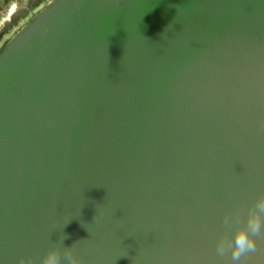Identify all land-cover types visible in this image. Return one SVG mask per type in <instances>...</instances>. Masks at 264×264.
Listing matches in <instances>:
<instances>
[{"label": "water", "instance_id": "water-1", "mask_svg": "<svg viewBox=\"0 0 264 264\" xmlns=\"http://www.w3.org/2000/svg\"><path fill=\"white\" fill-rule=\"evenodd\" d=\"M261 196L264 0H52L0 51V264H264Z\"/></svg>", "mask_w": 264, "mask_h": 264}, {"label": "clouds", "instance_id": "clouds-1", "mask_svg": "<svg viewBox=\"0 0 264 264\" xmlns=\"http://www.w3.org/2000/svg\"><path fill=\"white\" fill-rule=\"evenodd\" d=\"M264 214V196H261L255 202V209L252 210L247 218V229H238L230 242L231 257L233 261H239L242 256L249 252H255L257 245L254 236L261 234V215ZM216 250L219 255L225 252V242L220 240L216 244ZM69 264H78L77 258L71 254L67 257ZM60 256L55 250L48 251L42 258L41 264H59ZM19 264H25L23 257L20 258Z\"/></svg>", "mask_w": 264, "mask_h": 264}, {"label": "rangeland", "instance_id": "rangeland-1", "mask_svg": "<svg viewBox=\"0 0 264 264\" xmlns=\"http://www.w3.org/2000/svg\"><path fill=\"white\" fill-rule=\"evenodd\" d=\"M31 1V0H30ZM52 0H32L21 4L15 11L13 20L0 25V51L36 14Z\"/></svg>", "mask_w": 264, "mask_h": 264}, {"label": "crops", "instance_id": "crops-1", "mask_svg": "<svg viewBox=\"0 0 264 264\" xmlns=\"http://www.w3.org/2000/svg\"><path fill=\"white\" fill-rule=\"evenodd\" d=\"M32 1V0H31ZM30 0H0V25L10 22L15 14V10L24 3L31 2Z\"/></svg>", "mask_w": 264, "mask_h": 264}, {"label": "trees", "instance_id": "trees-1", "mask_svg": "<svg viewBox=\"0 0 264 264\" xmlns=\"http://www.w3.org/2000/svg\"><path fill=\"white\" fill-rule=\"evenodd\" d=\"M15 17H12L11 20H13Z\"/></svg>", "mask_w": 264, "mask_h": 264}]
</instances>
